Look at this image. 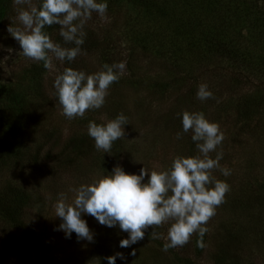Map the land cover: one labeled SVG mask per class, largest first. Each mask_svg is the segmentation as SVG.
I'll return each mask as SVG.
<instances>
[{"label":"rangeland","instance_id":"374dc122","mask_svg":"<svg viewBox=\"0 0 264 264\" xmlns=\"http://www.w3.org/2000/svg\"><path fill=\"white\" fill-rule=\"evenodd\" d=\"M39 1L31 0V5L38 7ZM107 3L105 17L93 12L83 31L90 32V38L97 33L99 38L110 40L113 52H121L126 70L109 87L101 108L86 110L83 117L67 119L62 114L53 82L66 68L86 74L101 71L103 63L99 54L81 52L71 62L57 60L49 54L52 66L39 70L40 61H33L20 53L18 43L7 31L9 26L22 28L17 20L18 8L27 10L29 7L17 6L11 0L0 31V45L3 46L0 49V85L18 94L24 101L20 105H24L29 115L39 123L40 129L34 132V140L42 129L48 128L52 136L46 147L51 146L49 153L39 161L38 168L31 161L34 153L31 147L24 154L19 168L0 169V186L5 181L14 182L27 196L18 218L21 229H13L0 222V264H107L105 258L116 253L125 257L124 261L117 259L116 264H232L227 261L230 259L221 260L220 252L224 258H233L236 264H264V240L258 231L252 230L255 228L252 221L243 220L249 219L248 215L252 212V204L245 202L249 198L243 199L245 193L260 192L263 188L264 135H245L233 128L230 119L225 117V109L219 104L225 94L217 99L214 106L206 107L201 106L202 102L190 106L184 99H177L179 96L176 98L172 94L153 91L151 79L173 81L174 73L169 69V62L165 64L162 58L163 50H159L160 54L155 52L150 38L138 30L137 23H144L145 20L133 2L107 0ZM59 30L53 31L50 39L67 47L64 41L56 39L57 35L60 36ZM9 48L11 52L7 51ZM132 51L136 54L131 64L127 55ZM214 64L218 70L225 67L217 61ZM205 79L201 76L199 85L215 86ZM214 81L219 85L218 80ZM200 107H206L205 118L217 123L224 134L217 150L208 155L215 159L217 152H222L219 165L231 170L227 177L221 174L219 167L211 170L212 177L226 181L230 191L216 208L215 215L204 225L207 240L201 256H196L193 249L196 233L184 246L167 251L146 237L130 247L121 248L119 242L127 238V233L118 227L103 226L91 215L81 218L93 233V242L78 241L75 233L65 238L63 231L58 230L62 221L55 217V204L60 194H64L65 203L71 204L75 195L72 189L94 183L110 174L116 166L127 174H139L141 168L149 173L160 172L167 170L176 157L201 156L191 140V131L182 133L175 115L177 108L182 112H193ZM120 113L127 117L124 139L113 142L107 153L97 150L94 141L87 135L88 122L106 124ZM177 133H181L180 139H177ZM242 136L243 142L239 145ZM256 211L254 206L252 217H257ZM254 222H258L261 228L264 219L255 218ZM170 223L159 226L163 244L167 242ZM231 225L235 226L234 234L220 231Z\"/></svg>","mask_w":264,"mask_h":264},{"label":"clouds","instance_id":"9594fccd","mask_svg":"<svg viewBox=\"0 0 264 264\" xmlns=\"http://www.w3.org/2000/svg\"><path fill=\"white\" fill-rule=\"evenodd\" d=\"M13 3L29 7L27 10L18 8L17 20L22 28L9 26L7 31L18 43L20 53L33 61L43 62L46 69L52 66L49 54L60 61H73L82 51L80 46L86 35L83 31L85 23L93 12L105 17L108 8L107 0H41L39 7L32 6L31 0H13ZM53 24L60 26L59 35L73 47H62L50 39L44 29ZM125 70L123 61L104 64L101 71L91 74L66 68L53 82L62 114L67 119H74L83 117L86 110L101 108L109 87ZM196 97L205 101L212 98L213 93L207 84L202 83L198 85ZM125 125L127 117L123 113L106 124L89 121L87 135L97 150L107 153L113 142L124 139ZM181 125L182 133L191 131V140L201 156L176 157L167 170L160 172L149 173L141 168L139 174H127L116 166L110 174L94 183L72 189L75 195L71 204L65 203L64 194H60L55 204V217L62 221L58 230L63 231L65 238L75 233L78 241L93 242L94 235L81 218L91 215L99 224L118 227L127 233V238L119 242L121 248L143 239L144 230L149 226L152 227L153 238L159 239L153 226L169 221L163 251L184 246L193 233L200 238L197 246L204 247L202 238L207 231L204 225L215 215L216 208L230 191L229 184L214 179L211 170L219 167L225 177L231 174V170L220 167L222 152H217L215 159L208 155L216 151L224 139L217 123L207 120L202 112L184 111L181 113ZM180 138L181 133H177V139ZM105 259L107 264H116L117 259L124 261L125 257L116 253Z\"/></svg>","mask_w":264,"mask_h":264},{"label":"trees","instance_id":"16d2710c","mask_svg":"<svg viewBox=\"0 0 264 264\" xmlns=\"http://www.w3.org/2000/svg\"><path fill=\"white\" fill-rule=\"evenodd\" d=\"M129 1L142 12L145 20L144 23H137L138 30L145 34L146 38H150L155 52L163 50L162 58L166 61L165 64L169 62V69L174 73L173 81L151 79L153 91L172 94L176 98L179 96L177 99H184L190 106L195 105V102H202L201 106L206 107L214 106L217 99L225 94L219 104L225 109V117L230 119L233 128L245 135H264V0ZM40 4L41 0L38 7ZM10 5L11 0H0V31ZM59 28V25L53 24L46 26L44 31L50 37L51 33L57 32ZM90 34L86 32L84 43L80 46L81 52H97L103 65L122 61L121 52H113L110 40L99 38L97 33L90 38ZM56 39L63 41L58 35ZM66 46L71 48L74 45ZM135 51L127 55L131 64L135 59ZM215 61L223 63L225 67L218 70ZM38 69H45L43 62L40 61ZM201 76L215 85L208 86L213 97L205 101L196 97ZM214 80H218L219 85ZM22 102L24 101L12 89L0 85V169L19 168L23 163L24 154L31 147L34 149L31 161L38 168L39 161L48 155L51 147L46 149L52 136V131H48V128L42 129L35 140L33 139L34 132L39 130L40 126L25 110L24 105H20ZM206 107H200L193 112L204 114ZM177 110L176 123L181 128L183 112L179 108ZM235 134L241 135L236 132ZM242 142L243 136L238 144L241 145ZM3 183L0 186V222L13 229H21L22 224L18 218L27 196L14 182ZM261 185L263 188L260 192L248 191L243 197L249 198L245 202L252 204V212L255 206L257 217H252L254 215L251 212L249 219L243 220L252 221L255 227L252 230L258 231L264 240V223L259 228L258 222H254L255 218L264 219V183ZM234 228L235 226L231 225L229 228L223 227L220 231L231 235L234 234ZM153 230L160 235L161 227L153 226ZM144 233V237L163 247L161 239H154L151 235L152 227ZM198 239L200 238L197 234L193 249L199 257L204 248L197 246ZM206 240L204 235L203 245ZM220 256L223 257L221 260L230 259L227 261L236 264L233 258H224L221 252Z\"/></svg>","mask_w":264,"mask_h":264}]
</instances>
